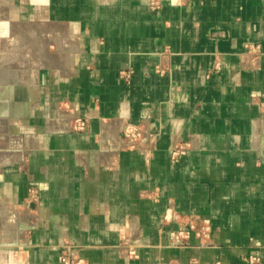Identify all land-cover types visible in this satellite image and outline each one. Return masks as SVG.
Segmentation results:
<instances>
[{
    "label": "crops",
    "instance_id": "crops-1",
    "mask_svg": "<svg viewBox=\"0 0 264 264\" xmlns=\"http://www.w3.org/2000/svg\"><path fill=\"white\" fill-rule=\"evenodd\" d=\"M0 90V264H264V0H0Z\"/></svg>",
    "mask_w": 264,
    "mask_h": 264
},
{
    "label": "built area",
    "instance_id": "built-area-1",
    "mask_svg": "<svg viewBox=\"0 0 264 264\" xmlns=\"http://www.w3.org/2000/svg\"><path fill=\"white\" fill-rule=\"evenodd\" d=\"M131 70L122 71V75L129 78ZM252 99L257 100L259 105L264 109V96H259L257 93H252ZM264 113V111H263ZM75 128L77 130H83L87 126V119L84 117H78L75 119ZM147 132L142 124H128L124 127L122 131L123 145L130 150L139 149L146 144ZM188 146L184 144H178L171 150V157L174 161H178L180 157L187 152ZM171 217V216H170ZM167 215V218H170ZM211 230V221L208 218H195L191 217L187 219L186 225L177 232H173V238L181 240L188 236L191 231L200 238H205ZM77 248L67 247L61 256L64 264H90V262L76 253ZM127 254L131 257H138V253L135 248L130 247L127 250ZM251 261L259 260L256 255L250 257Z\"/></svg>",
    "mask_w": 264,
    "mask_h": 264
},
{
    "label": "water",
    "instance_id": "water-1",
    "mask_svg": "<svg viewBox=\"0 0 264 264\" xmlns=\"http://www.w3.org/2000/svg\"><path fill=\"white\" fill-rule=\"evenodd\" d=\"M1 92L2 91L0 90V95H2ZM1 100H3V102ZM0 101H1L0 102V113H5L6 114V106H7V104L5 103V97L0 96ZM70 127H72V123L70 124ZM23 224L24 223L20 224L21 225L20 226L21 228L19 229L20 232L17 231V234H15V236L17 235L18 237L13 236L14 237L13 239L0 240V245L1 244H5L6 246H18V245H23L24 246V245H27L28 244V238L25 237V234L27 233V228ZM75 248H76V246H75Z\"/></svg>",
    "mask_w": 264,
    "mask_h": 264
},
{
    "label": "rangeland",
    "instance_id": "rangeland-1",
    "mask_svg": "<svg viewBox=\"0 0 264 264\" xmlns=\"http://www.w3.org/2000/svg\"><path fill=\"white\" fill-rule=\"evenodd\" d=\"M44 39V38H43ZM19 42V41H18ZM22 42V41H21ZM30 55H32L31 53H27V55L26 56H24V58H27L26 60H25V62H28V61H30ZM23 62H24V60H22V62H20V66H22L23 65ZM17 64V62H16V60L15 61H13V65L14 64ZM17 65H14V67H16ZM14 216V215H13ZM12 218V217H11ZM16 219H14V217H13V222L11 221V226H10V223H9V220H6L5 221V223L3 224V225H5L8 229L6 230V231H4L3 230V232H0V235H3V237H4V240H5V237H7V235H9L10 233H12L11 234V238H8V239H13L14 237L13 236H15V234H17V231L21 228L20 226V224H18V222L16 223ZM13 223V224H12ZM23 225H25V224H23ZM4 228V227H3ZM15 237H18L17 235L15 236ZM0 240H3V239H0Z\"/></svg>",
    "mask_w": 264,
    "mask_h": 264
},
{
    "label": "flooded vegetation",
    "instance_id": "flooded-vegetation-1",
    "mask_svg": "<svg viewBox=\"0 0 264 264\" xmlns=\"http://www.w3.org/2000/svg\"><path fill=\"white\" fill-rule=\"evenodd\" d=\"M6 44H7V42H6ZM6 44H5V45H6ZM7 49H8V48H7Z\"/></svg>",
    "mask_w": 264,
    "mask_h": 264
}]
</instances>
